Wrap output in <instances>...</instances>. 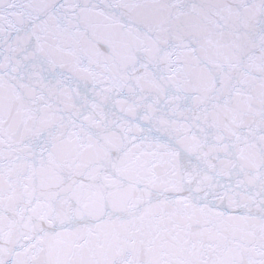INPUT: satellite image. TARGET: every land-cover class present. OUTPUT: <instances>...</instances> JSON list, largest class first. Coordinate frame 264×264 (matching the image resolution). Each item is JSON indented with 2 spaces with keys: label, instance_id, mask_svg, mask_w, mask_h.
Instances as JSON below:
<instances>
[{
  "label": "snow or ice",
  "instance_id": "1",
  "mask_svg": "<svg viewBox=\"0 0 264 264\" xmlns=\"http://www.w3.org/2000/svg\"><path fill=\"white\" fill-rule=\"evenodd\" d=\"M0 264H264V0H0Z\"/></svg>",
  "mask_w": 264,
  "mask_h": 264
}]
</instances>
